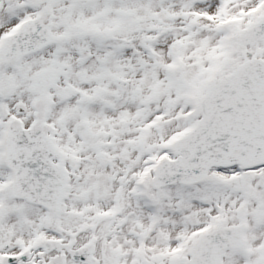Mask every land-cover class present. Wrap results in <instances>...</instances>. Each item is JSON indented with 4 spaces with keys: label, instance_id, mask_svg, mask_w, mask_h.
<instances>
[{
    "label": "snow or ice",
    "instance_id": "1",
    "mask_svg": "<svg viewBox=\"0 0 264 264\" xmlns=\"http://www.w3.org/2000/svg\"><path fill=\"white\" fill-rule=\"evenodd\" d=\"M0 264H264V0H0Z\"/></svg>",
    "mask_w": 264,
    "mask_h": 264
}]
</instances>
